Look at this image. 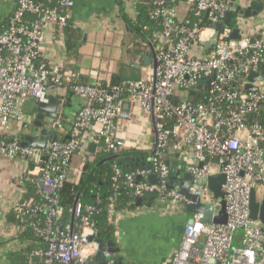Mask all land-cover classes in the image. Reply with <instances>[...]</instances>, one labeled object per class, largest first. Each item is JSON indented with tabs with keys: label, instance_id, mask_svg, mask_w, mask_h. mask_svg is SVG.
<instances>
[{
	"label": "built area",
	"instance_id": "1",
	"mask_svg": "<svg viewBox=\"0 0 264 264\" xmlns=\"http://www.w3.org/2000/svg\"><path fill=\"white\" fill-rule=\"evenodd\" d=\"M229 1L185 0L195 22L176 27L179 10L165 8L168 0H155L159 8L154 17L162 20L164 28L153 49L156 68L148 66L140 81L105 89L100 83L83 81L79 72L65 69L42 54L49 32L54 41L64 43L75 0H59L60 6L52 8L35 0H3L14 4V9L8 27L0 33V157L31 163L36 173L20 174L18 183L23 189L25 174L35 176L39 193L51 205L48 226L37 228L48 247L35 250L28 264H88L99 252L91 217L94 209L82 201L73 210L74 227L53 231L55 219L62 214L57 207L58 193L68 181L69 162L90 141L99 146L98 152L118 154L133 149L152 153L147 160L152 168L131 173L125 181L136 197L157 196L155 205L159 208L186 210L189 201L178 188H169L171 169L161 159L160 152L171 138L178 141L173 151L185 158L187 171L194 177L191 194L203 204L213 205L215 214L220 202L209 191L207 180L213 174H225L228 220L224 225L205 224L201 214H192L193 223H186L180 246L167 264H264L262 225L250 216L252 190L257 195L258 190H264V129L247 122V117L264 105V80L255 83L257 91L246 89L249 75L263 72L264 30L256 36L245 33L237 41L230 40L232 26L216 27L226 19L227 10L234 12ZM29 15L35 17L31 25L25 22ZM203 18L210 25H203ZM214 40L216 44L205 52L206 44ZM213 77L209 89L202 88L209 95L207 102L176 101L188 93L196 94L197 80ZM68 94L85 97L88 104L73 125L75 137L59 141V135L68 137L64 120ZM51 97L59 100L58 115L45 118L44 127L56 140H49L44 148L23 147L24 124L35 133L30 135L40 134L33 126L37 111L27 114L25 108L29 103L36 107L48 104ZM139 114L141 123L137 121ZM169 119L174 120L172 126L166 125ZM136 127L142 135L149 131L154 136L152 147L144 140L134 142L120 134L121 130L131 133ZM188 157L194 162L190 164ZM116 172L115 180L120 177V171ZM151 175L161 184L146 181ZM34 206V199L20 198L15 207L33 216ZM106 258L108 264L116 263L108 251Z\"/></svg>",
	"mask_w": 264,
	"mask_h": 264
},
{
	"label": "crops",
	"instance_id": "2",
	"mask_svg": "<svg viewBox=\"0 0 264 264\" xmlns=\"http://www.w3.org/2000/svg\"><path fill=\"white\" fill-rule=\"evenodd\" d=\"M250 1L236 0L243 8L249 7ZM13 9L14 4L0 0V18L10 17ZM233 10L235 15L231 19L236 17L238 21L231 22L230 25L233 29L235 24H239L240 35L246 33L256 36L264 30V11L257 17L247 19L236 13L235 6ZM135 19L134 6L129 0H75L71 20L79 34L77 49L69 53L65 42L54 41L52 32H49L42 54L65 69L79 72L82 80L87 83H101L109 80L114 74L126 80L125 82L140 81L144 78L145 67H154V57L151 49L148 56L152 60L150 65H146V61L142 65L138 58L134 61L131 59L129 43L136 39L131 22ZM136 77L140 79L135 80ZM36 108L35 104L29 103L25 112L30 114ZM65 111L64 105V113ZM76 116L77 112L70 113L71 118ZM142 119L140 115L137 121L141 123ZM68 126L67 123V130ZM22 132L23 135L35 134L29 128H24ZM125 133L120 131L122 136H127L134 142L144 140L149 147L155 142L149 131L142 135L139 127L134 128L131 133ZM98 151L99 146L90 141L76 152L69 162L68 180L78 182L85 162L92 160ZM188 159L190 164L194 162L192 157ZM180 160L183 162L184 173L187 171V161L185 158ZM30 171L36 173L31 163L21 160L9 161L0 157V264H24L27 258V243L20 239L21 229L8 221V215L24 196L25 189L18 183V177ZM261 193L262 200L264 190ZM113 214L112 221L116 228L113 242L120 249V253L112 254V258L116 262L121 258L125 264L169 263L180 246L184 227L192 216L182 207L159 208L155 203H151L150 207L143 205Z\"/></svg>",
	"mask_w": 264,
	"mask_h": 264
},
{
	"label": "trees",
	"instance_id": "3",
	"mask_svg": "<svg viewBox=\"0 0 264 264\" xmlns=\"http://www.w3.org/2000/svg\"><path fill=\"white\" fill-rule=\"evenodd\" d=\"M38 4L52 8L59 7V0H35ZM134 6L136 19L131 22L132 31L136 35V39L129 43L131 48V59L134 61L140 59L142 65L145 64L146 57L149 56L151 49H156L159 43V35L164 31L162 20L154 17V12L159 8L155 4V0H129ZM167 9L177 8L179 10V17L175 21L177 26H188L195 22L193 13L188 6L185 5V0H168L165 5ZM189 9V10H188ZM235 13H231V17ZM35 17L29 15L26 24L31 25ZM10 17L0 18V33L4 32L8 27ZM132 21V20H131ZM203 25H210L207 18H203ZM231 26V25H229ZM216 27L222 30L226 25V19ZM79 34L74 27L71 20L64 31V42L69 53L75 52ZM264 71V65L262 66ZM136 77L135 80H139ZM126 80H122L120 76L114 74L109 80L100 83L102 88L111 89L116 86H123ZM208 93L205 89L199 88L195 95L188 93L182 98H177L176 101L189 100L195 104L207 102ZM88 104V99L82 96L69 94L66 96L64 113L66 123L72 127L68 137L65 135L57 136L59 141H69L75 137L73 125L76 118H71L70 113L77 112V115L83 107ZM247 122L250 124L258 123L264 129V105L260 110L247 117ZM173 119H169L167 126H172ZM24 129V127H23ZM24 141V136L21 142ZM178 143L175 139L171 138L169 146L161 150V159L169 163L171 169V176L175 174L178 168L184 171V166L180 165V156L178 152L173 151V147ZM102 146V145H101ZM184 147V146H181ZM186 148V147H185ZM184 148V149H185ZM187 149V148H186ZM264 149V144H263ZM150 152L139 151H124L118 154H111L105 152H97L92 160L86 161L81 178L78 182L67 181L59 191L57 207L62 210L59 218L55 219L53 231L60 233L68 226L74 227L76 220L72 222L73 210L78 201H82L85 205L94 209L92 217L93 225L98 233H101L102 239L115 240V225L112 221L113 213L122 212L125 210L133 209V204L136 202V196L129 184L125 181L126 177L131 173L138 171L149 170L151 165L148 163ZM115 157V158H113ZM209 160H212L209 158ZM217 162V159L212 160ZM57 164L63 166L62 163L57 161ZM186 168V167H185ZM120 171V177L116 178V171ZM35 176L28 173L25 174L23 186L25 189L23 200L34 199L36 212L31 216L28 210L14 208L8 215V221L21 229L20 239L27 243L25 252L27 258L24 264H28L32 260V254L37 249L46 250L48 242L45 237L37 232V228L46 229L48 226V209L51 207L49 201L39 193V187L34 182ZM146 181L150 182L149 179ZM169 179V185H170ZM152 203H155L157 196L150 197ZM53 208V207H52ZM103 231V232H102ZM88 264H99V262L92 260Z\"/></svg>",
	"mask_w": 264,
	"mask_h": 264
},
{
	"label": "water",
	"instance_id": "4",
	"mask_svg": "<svg viewBox=\"0 0 264 264\" xmlns=\"http://www.w3.org/2000/svg\"><path fill=\"white\" fill-rule=\"evenodd\" d=\"M199 0H196L198 3ZM229 6L233 8L235 6L236 13L239 16H243L244 18H253L257 17L264 11V1L263 0H251L249 7L243 8L236 0H231L229 2ZM231 11L227 10L225 13L226 25H230L231 22L237 23L238 18L231 19L230 18ZM240 26L239 24H235L233 28L232 36L230 40L237 41L241 38L240 35ZM216 44V41L210 42L206 44L205 52ZM153 57H154V67L157 66L156 53L152 49ZM151 57H146V65L151 64ZM214 77L211 79H199L197 80V84L199 88L209 89L211 82ZM264 80V71L262 74L252 73L247 78L248 83L246 84V89L251 92H255L258 90V87L254 86L256 82H261ZM191 95H195V92H191ZM59 109V100L57 97H51L48 104L40 103L37 110V119L34 121L33 126L40 130V134L38 136L25 134L24 141L22 142L23 147H40L44 148L49 140H56V135L52 132L48 131L46 127H44L45 118H56L58 115ZM24 128H29L28 124H24ZM68 130L71 131L72 127L68 126ZM78 152V151H77ZM154 153V152H153ZM152 154V153H151ZM179 156V155H177ZM115 158V157H113ZM169 165V163L167 162ZM183 165V162H180ZM203 167V164L200 165ZM141 180V178H138ZM149 181L152 184L160 185L161 181L155 175H151L149 177ZM170 189L178 188L179 193L183 195L188 201L189 204L186 206L187 212L191 214H201L203 216V223L205 224H216V225H224L227 223L228 215H227V202L225 200L226 194L223 191V187L226 184V176L225 174L219 172L211 175L207 180V186L209 191L212 193L213 197L220 202V209L217 214H215V209L213 205H205L203 204L197 197L193 196L190 192V188L194 183V177L188 171L184 172L181 168H178L173 176L170 178ZM152 199L150 197H137L136 202L133 204V207H142L143 205L151 206ZM250 216L253 221H257L262 225V231L264 232V198L261 200L258 198L256 190H252L251 192V200H250ZM75 221V215L73 212L72 222ZM189 223L192 224L193 220H189ZM103 232V231H102ZM95 242L99 244V252L95 256V261L99 262V264H108V260L106 258V251L111 254H119L120 249L116 247V243L111 240L102 239L101 233L97 234ZM123 260L121 258L115 264H123Z\"/></svg>",
	"mask_w": 264,
	"mask_h": 264
},
{
	"label": "rangeland",
	"instance_id": "5",
	"mask_svg": "<svg viewBox=\"0 0 264 264\" xmlns=\"http://www.w3.org/2000/svg\"><path fill=\"white\" fill-rule=\"evenodd\" d=\"M148 68L149 67H145V69H144V76H145V74H146V72L148 71ZM146 138V140H149V138L148 137H145ZM261 191L262 190H258V198L260 199V198H262V193H261Z\"/></svg>",
	"mask_w": 264,
	"mask_h": 264
}]
</instances>
